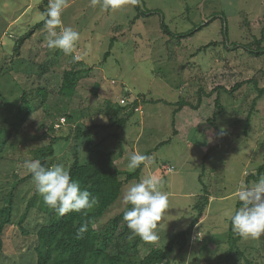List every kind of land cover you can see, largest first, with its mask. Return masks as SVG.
<instances>
[{
  "label": "rangeland",
  "instance_id": "rangeland-1",
  "mask_svg": "<svg viewBox=\"0 0 264 264\" xmlns=\"http://www.w3.org/2000/svg\"><path fill=\"white\" fill-rule=\"evenodd\" d=\"M43 2L0 0V125L10 128L8 124L17 117L22 96L30 91L32 115L21 135L31 150L51 139L49 128L53 125L55 129L65 127L61 135L66 136L87 113L96 115L107 106L118 109L123 99H127L130 108L140 96L141 111L130 115L124 127L108 129L119 135L102 146L114 153L122 172L133 171L127 167L133 152L153 155L155 163L144 169L141 176L154 169L170 194L166 218L157 229L159 240L144 241L140 255L143 258L153 247H165L197 218L194 206L203 189L199 181L202 163L207 151L213 149L206 161L208 170L203 182L211 184L214 194L197 227L206 239L205 246L209 245L213 253L194 262L198 255H193L195 249L191 247L186 254H175L172 259L177 261L173 264L214 262V256L228 249L230 214L240 202L235 196L237 186L264 163L263 152L257 150L258 138L264 141V97L259 100L247 130L245 121L257 92L246 84L237 88L243 81L252 80L258 71L263 76L260 87H264V55L257 58L247 53L255 39L264 37V0H125L114 10L103 9L102 0L95 5L92 0H70L63 24L81 34L72 55H80L79 61L90 71L73 98L54 93L45 101L37 95V87L56 89L63 71L70 69L69 63L74 61L72 55L48 48L41 19L48 6L44 8ZM140 14L144 15L139 17ZM39 24L41 27L22 48L15 50L17 41ZM242 25L245 27L241 28ZM193 32L186 38H178ZM210 43L213 44L205 49ZM190 63L196 68L184 66ZM194 76H202L208 92L216 87L226 89L227 92L218 93L223 114L216 107L217 93L205 98L198 108L184 107L174 114L184 99L196 102L189 82ZM247 90L248 95H242ZM45 91L39 94L45 96ZM215 114L219 115L214 120ZM216 128L219 131L223 128L225 133L219 149L214 148L221 141ZM19 145L20 155L24 156L27 149ZM10 158L5 163L0 161V184L4 186H9L12 171L17 167V159ZM23 165L21 172L25 177L29 173ZM168 168L172 171L168 172ZM136 181L123 187L119 200L101 223L127 208L123 197L128 186ZM34 216L31 219L34 224L41 221ZM4 236L6 253L2 254L0 264H18L21 258L12 253L20 250L23 243L19 231L7 229ZM257 244L251 238L241 242L242 247L252 250ZM33 253L29 260H23L24 264H36Z\"/></svg>",
  "mask_w": 264,
  "mask_h": 264
},
{
  "label": "trees",
  "instance_id": "trees-1",
  "mask_svg": "<svg viewBox=\"0 0 264 264\" xmlns=\"http://www.w3.org/2000/svg\"><path fill=\"white\" fill-rule=\"evenodd\" d=\"M48 2L49 0H44L42 6L44 8L47 7ZM142 15L144 14H140L139 17ZM248 24L250 25V23ZM41 25H37L27 35L21 37L17 41L15 50L22 48L24 42ZM245 25H242L241 28H244ZM164 28L167 29L165 25ZM192 34L194 32L181 34L178 38H186ZM263 40L264 37L259 40L255 39V43L249 46L250 49L247 50V53L253 57L258 56L257 58L264 55ZM212 44L210 43L205 49ZM110 47L112 49L113 44ZM234 47L236 46L234 45ZM69 64H72L71 68L63 71L60 83H58L60 85L56 89L49 90L47 87L48 90L45 91L46 87H37V95L42 101H45L48 95L54 93L58 97L73 98L75 96L81 81L86 79L90 69H87L81 61ZM53 66L51 65V67ZM184 66L192 70L196 68L194 63ZM262 77L260 76V71H258L252 80H246L242 84L237 85L239 89L246 84L249 89L257 92V97L252 101L253 106L249 111L247 121H245L247 130L250 129L251 119L257 111L259 100L264 97V87H260L261 84H259ZM189 82L193 88L191 91L196 102L193 104L184 99L178 103L179 108L175 110L174 114L184 107L198 108L205 98H210L216 93L218 95L215 99L216 107L221 109L219 114H223L224 108L220 105L221 96L219 94L222 91H226L225 88L216 87L208 92L203 84L202 76L190 77ZM42 90L45 91V96L39 94V91ZM235 90H231V93L234 94ZM95 93L96 91L93 92V94ZM248 93L249 91L247 90L242 95H248ZM32 95V93L30 95V91L24 93L17 109V117L13 123L8 124L10 128H6L3 124L0 125V161L5 163L8 160L7 157H11V160L17 159V167L12 171V178L8 183L9 186L0 184V261L2 254L6 253L3 248L5 242L4 233L7 229L13 228L18 229L20 238L23 241L20 250L13 249L14 253H12L15 258L18 256L21 258L18 264H24V259L25 261L29 260L32 257L30 255L32 252H34L33 254L36 258V264H173V262H177L176 259H172L173 255H184L189 252L191 247L195 249L193 255H198L195 256L194 262L200 258L205 260L204 256L206 254L213 253L209 245L205 246L206 239L200 230L197 229L211 204L214 194L211 184L203 182L207 169L206 161L213 149L207 151L202 163L199 181L203 189L198 197V202L194 206V209L198 211L197 218L192 221L186 230L179 232L173 240L169 241L165 247H153L142 258L140 254L144 241L139 236L133 235L123 219L124 211L130 207L129 205L122 213L117 214L107 222H100L109 209L119 200L123 187L134 180H139L145 169L141 165L140 168L132 172H122L113 158L114 153L108 148H102L110 139L117 138L119 135L118 133L112 134L108 129L124 127L130 115L141 111V107H139L141 97L139 96V99L137 98L130 108H128L127 99H123L120 101V106L122 107L115 109L116 111L107 106L103 112L99 110L101 112L96 115L87 113L66 136L61 135L65 127L60 125L55 129L53 125L54 127L51 126L49 128V132L52 134L51 139L42 142L39 147L29 150L21 135V129L32 115V108L28 101ZM156 102L159 103L161 100ZM106 103L108 104V102ZM218 115H214V120ZM68 117L69 120L73 119L72 114L68 115ZM55 132L58 134L55 135ZM216 132L221 141L214 148L219 149L223 145L225 133L221 136L217 128ZM257 141H259L257 145L259 149L257 150L264 154V141L261 142L260 137ZM19 144L27 149L24 156L20 155L22 152ZM31 159H40L47 166L63 164L70 171L72 178L79 182L82 189H87L93 196L99 198V206L88 211L87 214L84 211H73L60 216L43 202L42 196L36 191L31 175L28 174L22 177V165L25 160ZM171 169L168 168V172H171ZM261 176H264V163L247 175L245 183H251ZM240 206L241 202L237 204L236 210ZM33 214L39 216L38 219L41 221L34 224L31 221L35 217ZM85 223L88 224V231L78 236L77 229ZM243 239V237L232 230L230 220L228 239L226 241L228 249L224 253L214 256L216 262L207 261L205 264H261L262 260H264V236L262 235L260 238L255 239L258 244L253 250L252 247L247 249L241 246ZM248 250L255 252L256 255L249 253ZM180 263L182 264L183 262L181 261Z\"/></svg>",
  "mask_w": 264,
  "mask_h": 264
},
{
  "label": "clouds",
  "instance_id": "clouds-1",
  "mask_svg": "<svg viewBox=\"0 0 264 264\" xmlns=\"http://www.w3.org/2000/svg\"><path fill=\"white\" fill-rule=\"evenodd\" d=\"M99 0H92L95 5ZM125 0H102V8L117 9ZM70 6V0H49L47 9L41 13L44 28L47 32V46L50 49L72 55L81 39V34L70 26H64L63 14ZM59 29V30H58ZM73 61L82 59L80 55H72ZM224 135V129H220ZM155 163L153 155L135 151L129 157L127 167L136 170L144 166L147 169ZM24 168L31 175L36 191L42 196L43 202L60 216L69 212L93 210L99 206L100 200L87 189H82L74 180L70 171L63 164L47 166L40 159L24 161ZM164 181L152 172L128 186L124 194V202L129 205L123 219L133 235L145 242L159 240V223L166 218L169 209L170 194L164 190ZM241 206L230 214L232 230L243 238L258 239L264 235V176L251 183H240L235 191ZM88 231L85 223L77 229V235Z\"/></svg>",
  "mask_w": 264,
  "mask_h": 264
},
{
  "label": "built area",
  "instance_id": "built-area-1",
  "mask_svg": "<svg viewBox=\"0 0 264 264\" xmlns=\"http://www.w3.org/2000/svg\"><path fill=\"white\" fill-rule=\"evenodd\" d=\"M122 103H124V101H122Z\"/></svg>",
  "mask_w": 264,
  "mask_h": 264
}]
</instances>
